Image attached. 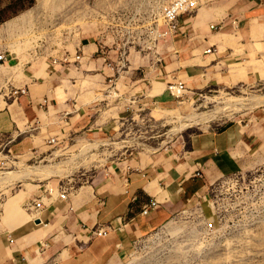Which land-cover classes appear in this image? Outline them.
I'll return each mask as SVG.
<instances>
[{"label": "rangeland", "instance_id": "374dc122", "mask_svg": "<svg viewBox=\"0 0 264 264\" xmlns=\"http://www.w3.org/2000/svg\"><path fill=\"white\" fill-rule=\"evenodd\" d=\"M231 1L199 0L203 12ZM169 2L0 0V51L24 61L36 57L49 61L65 51L76 53V44L84 40L99 45L94 59L103 58L109 69L103 89L97 91L102 100L89 112L81 110L78 116L68 112L53 121L48 135L55 141H47L42 152L14 155L0 147V209L24 190L73 192L137 156L187 148L197 133L233 121H264V103L255 100L264 99V81L230 86L203 78L193 85L185 80L182 98L153 100L150 90L159 82L156 73L172 60L180 33L168 32L162 19V8ZM77 119L84 121L82 125L103 120L109 128L94 138L86 130L72 131ZM36 167L58 173L45 176ZM25 171L30 175L23 178ZM206 180L204 190L181 211L108 264H264V144L232 172Z\"/></svg>", "mask_w": 264, "mask_h": 264}, {"label": "crops", "instance_id": "0c3cea01", "mask_svg": "<svg viewBox=\"0 0 264 264\" xmlns=\"http://www.w3.org/2000/svg\"><path fill=\"white\" fill-rule=\"evenodd\" d=\"M180 21L174 56L159 67V82L150 90L153 100L167 103L172 98L166 90L169 82L187 86L186 81L193 85L203 78L231 86L264 81V0H232L210 12L200 8ZM13 27L14 23L5 32ZM75 50L49 61H24L6 53V62L0 63L2 148L14 155L40 153L49 139L55 141L48 131L60 115L78 116L102 100L97 91L103 89L109 69L103 58L94 59L99 45L81 40ZM95 68L101 72L91 74ZM7 87L27 92L14 99ZM78 119L72 131L86 130L94 138L108 131L103 120L82 125ZM263 144L264 121H233L193 135L187 148L149 153L113 166L91 184L68 191L66 199L56 194L48 198L42 187L24 190L0 209V264H108L181 211L204 190L207 178L232 172ZM39 197L47 199L38 211L23 208ZM152 200L157 207L143 214ZM96 226L110 227L111 232L92 238L87 228ZM43 241L49 246L41 250Z\"/></svg>", "mask_w": 264, "mask_h": 264}, {"label": "built area", "instance_id": "2783aa9c", "mask_svg": "<svg viewBox=\"0 0 264 264\" xmlns=\"http://www.w3.org/2000/svg\"><path fill=\"white\" fill-rule=\"evenodd\" d=\"M200 9V2L199 0H170L169 3L165 4L162 8V19L164 23L168 26V32H175L180 29L179 20L181 17H184L186 15L192 14ZM214 27V26H213ZM208 52L211 51V49L207 50ZM77 58H80V55L77 54ZM7 60L6 57V51L2 50L0 51V63H5ZM187 86L183 81H175V82H169L167 84L166 90L171 94V96L175 98H182L186 94ZM7 95L9 97H13L16 99L18 95L25 94L27 90L25 88H14V87H7L6 89ZM49 143L54 142L53 139L48 140ZM2 137L0 135V147L3 146ZM45 191L48 192V198H50L53 194H56L60 196L63 199L67 198L68 195V189L67 188H61L58 190H52V189H45ZM46 198L39 197L38 199H34L33 201H30L26 204L25 208L29 212L38 211L40 208L44 206V201ZM158 203L156 200H152L148 205L145 206L143 209V214H148L151 210L155 209L157 207ZM88 234L90 237H106L111 232L110 227L106 226H96L92 228H87ZM49 246L48 241H43L39 249L44 250Z\"/></svg>", "mask_w": 264, "mask_h": 264}, {"label": "bare ground", "instance_id": "6f19581e", "mask_svg": "<svg viewBox=\"0 0 264 264\" xmlns=\"http://www.w3.org/2000/svg\"><path fill=\"white\" fill-rule=\"evenodd\" d=\"M152 42H154V41H152ZM264 98V97H263ZM255 100L257 101V103L258 104H260V103H264V99H262V97L261 98H259V97H256L255 98ZM234 102V101H233ZM240 103V101H237V103L236 104H239ZM243 108V107H242ZM188 125V124H187ZM35 171H37V172H39V173H45V174H42V175H52V174H55V173H58V171L57 170H52V168L51 167H44V168H40V167H36L35 168ZM28 175H30V172L29 171H25V172H23L22 173V175H21V177H27ZM10 176V175H9ZM8 176V180H9V182H11V180H10V177Z\"/></svg>", "mask_w": 264, "mask_h": 264}, {"label": "trees", "instance_id": "16d2710c", "mask_svg": "<svg viewBox=\"0 0 264 264\" xmlns=\"http://www.w3.org/2000/svg\"><path fill=\"white\" fill-rule=\"evenodd\" d=\"M1 21V20H0Z\"/></svg>", "mask_w": 264, "mask_h": 264}]
</instances>
